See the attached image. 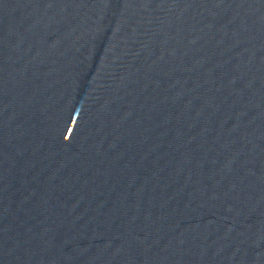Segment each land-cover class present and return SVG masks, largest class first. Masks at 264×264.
<instances>
[{"label":"water","instance_id":"water-1","mask_svg":"<svg viewBox=\"0 0 264 264\" xmlns=\"http://www.w3.org/2000/svg\"><path fill=\"white\" fill-rule=\"evenodd\" d=\"M264 127V0H0V264H237Z\"/></svg>","mask_w":264,"mask_h":264}]
</instances>
